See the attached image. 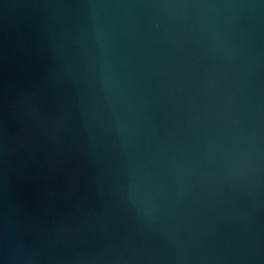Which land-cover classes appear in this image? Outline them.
I'll return each instance as SVG.
<instances>
[{
    "label": "water",
    "instance_id": "95a60500",
    "mask_svg": "<svg viewBox=\"0 0 264 264\" xmlns=\"http://www.w3.org/2000/svg\"><path fill=\"white\" fill-rule=\"evenodd\" d=\"M0 264H264V0H0Z\"/></svg>",
    "mask_w": 264,
    "mask_h": 264
}]
</instances>
